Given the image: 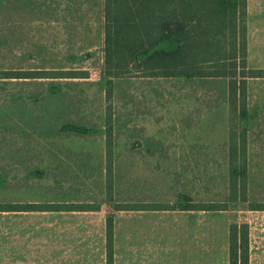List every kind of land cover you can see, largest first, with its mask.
<instances>
[{
    "label": "rangeland",
    "instance_id": "rangeland-1",
    "mask_svg": "<svg viewBox=\"0 0 264 264\" xmlns=\"http://www.w3.org/2000/svg\"><path fill=\"white\" fill-rule=\"evenodd\" d=\"M217 3L226 11L237 6ZM102 24L99 0H0V248L33 249L38 264H55L49 261L55 253H68L70 264H108L111 220V257L113 249L143 245L145 232L146 246L206 253L198 264H210L214 247V264H227L230 224L248 225L251 248L264 231V211L250 209L264 208V128L256 127L255 87L246 92L244 118L235 111L226 117L218 101L210 103V120H228L231 138L238 141L244 131L247 202L229 203L225 211L182 210L227 202L228 144L216 148L214 159L183 160L189 174H177L179 160H168L164 175L139 174L125 144L113 141L114 122L126 114L106 92L125 88L128 77L103 75ZM13 72L38 77H5ZM185 104L168 105L166 118H192V111L180 110ZM143 181L144 193L136 187ZM154 197L159 203L137 204ZM142 208L165 211L144 220L132 212Z\"/></svg>",
    "mask_w": 264,
    "mask_h": 264
},
{
    "label": "trees",
    "instance_id": "trees-1",
    "mask_svg": "<svg viewBox=\"0 0 264 264\" xmlns=\"http://www.w3.org/2000/svg\"><path fill=\"white\" fill-rule=\"evenodd\" d=\"M235 1L237 6L226 11L217 0H103V75L109 80L138 75L224 77L229 80L230 111L244 118L246 79L262 72L247 69L246 0ZM6 75H10L6 78L38 77L33 72ZM111 94L110 88L106 92L107 101ZM105 125L109 141V106ZM227 165V202L208 206L189 204L182 210L225 211L229 203H246L244 131L238 141L229 135ZM250 207L251 210L262 209ZM106 238L108 264H111V220L107 222ZM248 249V225L230 224L228 264H249Z\"/></svg>",
    "mask_w": 264,
    "mask_h": 264
},
{
    "label": "crops",
    "instance_id": "crops-1",
    "mask_svg": "<svg viewBox=\"0 0 264 264\" xmlns=\"http://www.w3.org/2000/svg\"><path fill=\"white\" fill-rule=\"evenodd\" d=\"M99 3L102 7L103 0H99ZM245 12L246 66L250 70L263 72L261 75L246 79V92L250 94V90L255 87V121L256 127L262 130L264 128V0H246ZM56 27L57 25H53V29ZM61 27L64 29V26ZM252 39H254L253 49ZM228 83L229 80L224 77H148L140 75L128 77L125 88H112L113 105L117 109L125 108L126 114L124 119H116L114 122V143L125 144L127 157L137 160L133 161L132 166L143 176L168 173L166 170L169 167L168 160H179L176 163L177 174H189L188 171L185 172L184 167L188 165L183 160L214 159L216 148L227 147L228 120H210V103L212 105L218 101L220 109L228 117L230 112ZM176 100L186 103L181 106L180 110L192 111V118L174 120L166 118L165 112L168 110V105H170L169 109L173 110ZM195 111L198 113L194 117ZM121 132H125V135H120ZM262 141L263 139H260V142ZM218 157H226V155ZM62 186L65 184L62 183ZM147 186L143 181L136 187L138 190L142 188L144 193ZM150 188L152 191H158L159 186L154 184ZM154 199L155 202H148L143 198L137 204L159 203L157 198L154 197ZM164 211L143 208L137 211L132 210L133 213H140V217L144 220L147 217H158L150 215H159ZM185 211L204 212V210ZM130 214L131 210L128 212V215ZM145 235L143 232L140 242L143 245L128 246L125 253L119 252L124 250L113 249L111 264H198L204 262L206 253H198V250L191 248L146 246ZM11 251L0 248V264H38L40 261L38 253L33 249L14 248V252ZM55 254L58 257L49 259L50 262L70 264L68 253ZM214 254V247H211L210 264L215 263ZM248 260L249 264H264V231L256 233L253 248L249 245ZM81 261L84 263L86 260Z\"/></svg>",
    "mask_w": 264,
    "mask_h": 264
}]
</instances>
